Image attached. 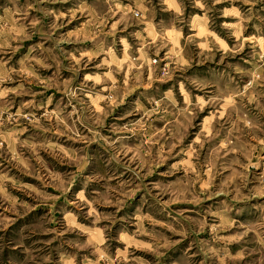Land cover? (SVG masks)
Wrapping results in <instances>:
<instances>
[{"label": "clouds", "instance_id": "1", "mask_svg": "<svg viewBox=\"0 0 264 264\" xmlns=\"http://www.w3.org/2000/svg\"><path fill=\"white\" fill-rule=\"evenodd\" d=\"M0 264H264V0H0Z\"/></svg>", "mask_w": 264, "mask_h": 264}, {"label": "rangeland", "instance_id": "2", "mask_svg": "<svg viewBox=\"0 0 264 264\" xmlns=\"http://www.w3.org/2000/svg\"><path fill=\"white\" fill-rule=\"evenodd\" d=\"M70 6H71V5H69V7H70ZM81 23H83V21H81ZM74 27H79V25H74V26H72V27H69L68 30L71 31V30H73Z\"/></svg>", "mask_w": 264, "mask_h": 264}]
</instances>
